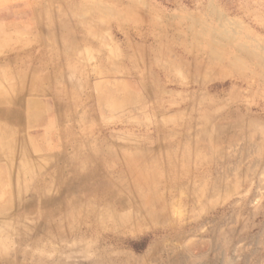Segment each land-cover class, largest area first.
<instances>
[{"label": "bare ground", "instance_id": "1", "mask_svg": "<svg viewBox=\"0 0 264 264\" xmlns=\"http://www.w3.org/2000/svg\"><path fill=\"white\" fill-rule=\"evenodd\" d=\"M59 7V0L35 1L36 36L41 40L32 46L42 42L37 49L15 53L0 47V52L6 53L0 59V186L11 190L8 196L13 200L10 207L0 208V219L17 222L24 236L28 228L22 222L27 218H32L35 226H60L77 220L66 236L98 243L104 254L102 264L139 263L141 257L124 251L127 247L117 235L118 229L127 227V232H137L150 227L154 220H163L165 225L155 230L147 250L151 264L214 263L217 233L233 220L234 211L212 210L216 216L200 219L197 206L214 197L241 164L251 176L263 171L260 150L252 155L256 145L245 136L247 131L254 132L255 121L250 119L256 118L247 108H239L238 102L236 111L223 114V104L206 103L207 94L201 89V96L193 92L176 96L181 104H187L174 113V119H163L162 126L160 121L152 127L146 119L149 115L156 119L159 110L166 114L172 109L174 101L159 102L166 84L177 82L182 89L192 83L177 73L188 65L169 60L175 48L192 61L189 65L203 73L220 64L237 72L242 59L221 52L216 42L192 32L174 35L167 26L160 28L151 22L141 37L142 62L132 54L129 42L124 49L113 46L107 50L88 38L96 3L69 4L66 9L76 13L72 30L82 34L84 44L78 54L92 43L98 61L107 67V78L93 84L95 74L87 65L91 55L84 54L83 59L75 51H61L41 36L40 30L51 22L49 13L61 14ZM98 10L105 15L101 6ZM155 34L170 44L169 49H161ZM115 55L124 65L118 72L108 67ZM79 66L83 71L77 73ZM137 69L148 82L142 81ZM72 79H78L79 84L70 91ZM237 80L245 83L244 77ZM41 96L51 98L47 115L39 108L37 99ZM149 101L152 113L143 108ZM113 114L117 115L115 128L129 133L104 134L103 122ZM213 139L219 141L220 150L208 145ZM239 139L245 143L238 155L224 152ZM206 225L210 244L206 247L199 241L195 249L207 250V254L191 261L187 252H179V245L186 249L188 239ZM52 261L61 263L56 258Z\"/></svg>", "mask_w": 264, "mask_h": 264}, {"label": "rangeland", "instance_id": "2", "mask_svg": "<svg viewBox=\"0 0 264 264\" xmlns=\"http://www.w3.org/2000/svg\"><path fill=\"white\" fill-rule=\"evenodd\" d=\"M35 1L0 0V47H6L16 53L18 50L37 49L36 47L42 44L41 42L32 46L41 40H38L36 36L39 24L34 20ZM83 3L88 5L96 3L97 8L93 7L94 19L88 38L91 37L96 44L99 43L107 50H111L113 46L124 49L125 43L129 42L132 54L144 62L141 37L148 31L149 23L153 22L160 28L167 26L170 33L174 35L192 32V35L196 34L203 39L216 42L221 52H230L240 57L242 62L237 72L220 64L212 71L203 73L197 67L189 65L192 61L181 54L179 48H175L169 60L179 65L182 62L187 64L185 69L179 68L177 73L180 78L192 83L182 86V89L177 87L180 86L177 82L174 83L176 86L166 84L165 93L159 102L164 104L169 100L174 101L172 109L167 110L166 114L159 110L155 114L156 119H152L149 115L146 121H149L148 124L152 127L160 125L161 121L162 126L163 119H174V113L182 110L187 104L184 100L181 104V100L176 96H186L191 92L201 96L203 95L201 89H203V93L208 97L206 103L209 104L212 101L219 105L223 104L220 105L223 114L236 111L235 105L238 102L239 108L241 106L247 108L248 113L256 118L250 119L255 121L254 132L247 131L245 136L249 138L248 142L252 141L256 145L252 155H257V151L260 150L264 158V0H59L61 14L56 15L52 11L49 13L51 22L40 30L41 36L61 51L68 53L75 51L76 55L83 59H86L83 57L84 54L91 55L87 65L95 74L92 78L95 84L101 78H107L104 74L106 65L98 61L96 48L92 43L85 46H89L87 51L82 50L78 54V49L84 46L82 34L72 30L73 17L76 13L66 9L69 4L79 6ZM100 6L106 12L103 16L98 10ZM2 30L4 31L1 32ZM170 33L168 36L171 35ZM154 38L160 41L161 49H169L170 44L164 38H160L159 34H155ZM3 56H6V53L0 52V59ZM119 57L115 55L108 65L116 72L124 67ZM79 68L81 69L80 66L76 69L77 73L83 71V69L79 71ZM137 70L142 81L148 82L149 79L145 78V75H140L141 70ZM239 76L244 77L245 83L237 80ZM175 77L178 78V76ZM77 80H71L70 91L79 84ZM50 99L49 96H41L37 99L40 110L46 115L49 114L48 110L52 104ZM151 107L153 108V105L150 101L143 106L146 111L152 113L154 110ZM116 116L113 114L107 118L109 121L105 119L106 122H103L104 126H102L104 134L117 136L129 133L119 126L115 128L114 121H117L114 117ZM222 123H228V121ZM214 140H210L208 145L220 150L219 141ZM244 143L240 139L235 140L228 148L224 146V152L229 155H238ZM206 151L207 149L204 153H207ZM246 169L247 166L241 164L237 172L225 179L214 197L198 203L204 210L197 206L199 211L197 218L200 219L211 215L216 216V213H213L215 211L212 210L220 211L228 208L227 213L234 211L233 220L217 233L216 261L207 264H264V169L257 176H251ZM10 191L0 186V208L10 207L13 203L8 196ZM182 211V215H185V210ZM24 220L22 226L28 228L24 232L29 234L25 236L18 231L17 222L0 219V264H57L52 261L55 258L61 260L60 264H102L104 262V254L99 250L98 243L86 242L85 239L81 240L76 236H66L77 220H68L60 226L54 223H40L35 226L32 218ZM164 225L163 220H154L150 227L137 232H127L128 228L122 227L118 229L117 235L127 247L124 251L141 257L136 264H151L147 250L155 230ZM208 232L209 225L203 226L196 236L188 239L186 249L179 245V252H187L191 261L206 255L207 250L201 251V249H195V246L199 244V241L206 247L210 244L211 238ZM23 252H27L30 256L26 257ZM153 254H157L155 250Z\"/></svg>", "mask_w": 264, "mask_h": 264}]
</instances>
